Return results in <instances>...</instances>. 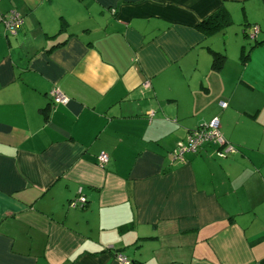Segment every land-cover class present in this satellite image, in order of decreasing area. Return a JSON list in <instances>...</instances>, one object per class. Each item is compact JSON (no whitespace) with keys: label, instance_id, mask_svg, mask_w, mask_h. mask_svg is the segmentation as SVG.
Masks as SVG:
<instances>
[{"label":"crops","instance_id":"obj_1","mask_svg":"<svg viewBox=\"0 0 264 264\" xmlns=\"http://www.w3.org/2000/svg\"><path fill=\"white\" fill-rule=\"evenodd\" d=\"M220 9L231 23L205 35ZM10 10L23 22H0V264H262L264 0H0ZM213 117L225 144L173 161Z\"/></svg>","mask_w":264,"mask_h":264},{"label":"built area","instance_id":"obj_2","mask_svg":"<svg viewBox=\"0 0 264 264\" xmlns=\"http://www.w3.org/2000/svg\"><path fill=\"white\" fill-rule=\"evenodd\" d=\"M0 22L4 24L9 34H15L17 29L21 26L23 19L16 10H10L5 14L0 12ZM258 29L257 25L250 26L249 36L254 38ZM144 85L148 86V83H145ZM49 94L55 104H65L68 101L67 96L62 93L58 87H53ZM219 105L221 108H225L227 106L224 101H220ZM205 142H211L217 145L225 144L220 131V122L218 117H213L206 124L190 130L187 133L186 138L183 141L178 142L176 147L170 152L172 160L183 161L184 153L196 152ZM234 151L235 148L232 145H225L224 152L229 153ZM224 152L218 151V155L222 156L224 155ZM107 161V153L103 151L100 152L97 156L98 165L104 166ZM77 202L83 205L86 202V199L84 196H78L76 199H73L70 204L74 206ZM117 258L124 264H129V261L120 254L117 255Z\"/></svg>","mask_w":264,"mask_h":264},{"label":"trees","instance_id":"obj_3","mask_svg":"<svg viewBox=\"0 0 264 264\" xmlns=\"http://www.w3.org/2000/svg\"><path fill=\"white\" fill-rule=\"evenodd\" d=\"M231 23V17L228 14V12L224 9H220L216 11L214 14L210 15L206 19L202 20L198 23L196 26L201 32H203L205 35L215 33L219 30H221L223 27ZM246 31V29H245ZM249 32V31H248ZM246 31V35H247ZM257 34V33H256ZM256 36V35H255ZM256 38V37H254ZM225 59V56L215 52L213 53V59H212V66L214 68H219L221 64L223 63ZM264 264V262H262Z\"/></svg>","mask_w":264,"mask_h":264},{"label":"rangeland","instance_id":"obj_4","mask_svg":"<svg viewBox=\"0 0 264 264\" xmlns=\"http://www.w3.org/2000/svg\"><path fill=\"white\" fill-rule=\"evenodd\" d=\"M234 24H235L234 28H236V31H238V33H240L243 30V23L239 22V21H237V22L235 21ZM247 33H248V35L244 37V40H246V42L250 43V44L254 43L255 38H251L249 36L248 30H247Z\"/></svg>","mask_w":264,"mask_h":264}]
</instances>
